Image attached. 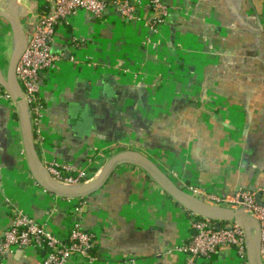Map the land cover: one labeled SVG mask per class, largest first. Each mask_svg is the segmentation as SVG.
<instances>
[{"label": "crops", "instance_id": "obj_1", "mask_svg": "<svg viewBox=\"0 0 264 264\" xmlns=\"http://www.w3.org/2000/svg\"><path fill=\"white\" fill-rule=\"evenodd\" d=\"M26 1L14 0L11 12L23 14L30 35L54 0ZM160 1L170 15L159 34L144 26L155 16L148 0H141L138 22L125 21L113 7L102 18L80 12L60 29L53 52L81 63L64 62L42 76L45 140L37 149L43 163L81 168L99 152L109 159L135 150L224 197L264 187V0ZM71 31L88 46L74 48ZM15 42L0 19L1 58L11 56ZM16 113L0 101V243L14 203L53 233L73 223L95 233L98 255L107 259L100 264H187L174 249L191 240V214L143 170L118 168L78 215V200L47 193L32 177ZM39 259L28 250L18 259L0 256V264ZM197 264L244 263L223 248Z\"/></svg>", "mask_w": 264, "mask_h": 264}, {"label": "built area", "instance_id": "obj_2", "mask_svg": "<svg viewBox=\"0 0 264 264\" xmlns=\"http://www.w3.org/2000/svg\"><path fill=\"white\" fill-rule=\"evenodd\" d=\"M155 12L150 22H144L145 27L153 34H159L160 28L167 21L170 9L160 0H148ZM141 0H54L53 7L42 11L34 24V30L28 38L27 49L17 67V79L28 105L32 126L35 132V143H44L42 122L46 113L45 102L41 97L42 76L46 72L56 71L64 62L80 64L74 56H68L64 51L53 52V43L60 29L71 25V21L80 12H86L94 18H102L109 8H116L125 21H141L138 9ZM67 29H65L66 31ZM66 35L74 48L88 46L85 38L74 32ZM0 101L12 104L6 91L0 86ZM108 151V150H107ZM104 153V154H103ZM106 151L92 156L81 168H75L59 160L45 164L49 174L57 182L76 186L92 181L104 166ZM103 154V155H102ZM98 159L97 165L94 162ZM97 168H95V167ZM95 168V169H94ZM168 175L186 192L199 200L224 208L246 209L254 213L262 229L261 255L264 263V187L254 191L240 189L230 197H224L217 191L191 185L182 180L174 171ZM75 212L82 215L84 200H78ZM10 204L13 222L4 233L0 243V256L14 254L16 250L23 253L34 250L39 253L37 264H100L107 262L106 258L94 255L97 248L95 233L84 231L79 224L61 234L50 231L48 223H40L26 213L20 206ZM51 215L47 216L50 217ZM191 229L193 236L188 243L176 247L174 251L187 256V264H197L200 260H211L223 248H230L244 264H248V236L237 224H218L191 214ZM170 254V253H168Z\"/></svg>", "mask_w": 264, "mask_h": 264}, {"label": "water", "instance_id": "obj_3", "mask_svg": "<svg viewBox=\"0 0 264 264\" xmlns=\"http://www.w3.org/2000/svg\"><path fill=\"white\" fill-rule=\"evenodd\" d=\"M13 1L7 2L6 8H0V19L8 23L16 41L6 69H4L0 57V86L6 91L16 108L25 158L36 183L44 191L58 198L84 200L100 192L118 168L137 167L190 214L219 224H237L243 228L249 240L248 264H264L261 255L262 229L254 213L246 209L218 207L197 199L181 188L166 171L146 154L135 150H126L112 155L92 181L80 185L67 186L53 179L39 155L28 105L17 79V67L27 49L29 35L21 21L23 14H20L18 19L8 7L13 4ZM249 190L254 191L255 188L250 187ZM15 254L18 259L23 252L16 250Z\"/></svg>", "mask_w": 264, "mask_h": 264}, {"label": "rangeland", "instance_id": "obj_4", "mask_svg": "<svg viewBox=\"0 0 264 264\" xmlns=\"http://www.w3.org/2000/svg\"><path fill=\"white\" fill-rule=\"evenodd\" d=\"M7 2L10 3L11 0H0V7L2 6L1 8H5ZM24 3H28V2H27L26 0H24ZM16 16H17L18 19L20 18L18 14H17ZM0 55H1V53H0ZM3 55H4V56H3V58H1V60H2V64L4 63V65H3V66L5 67L4 69H6L10 57H8V56H9V53H8V52L5 53V54H3ZM3 105H4V104H3ZM4 106H5V105H4ZM109 153H110V152H109ZM109 153H108V154H109ZM103 154H104V153H103ZM103 154H102V155H103ZM104 159H105V161H103V163H102L103 165H104V164L107 162V160H108L107 157H106V154L104 155ZM94 162H96L95 165H97L98 159L96 158V160H95ZM97 166H98V165H97ZM94 167H95V166H94ZM95 168H96V167H95ZM95 168H94V169H95ZM96 169H97V168H96Z\"/></svg>", "mask_w": 264, "mask_h": 264}, {"label": "bare ground", "instance_id": "obj_5", "mask_svg": "<svg viewBox=\"0 0 264 264\" xmlns=\"http://www.w3.org/2000/svg\"><path fill=\"white\" fill-rule=\"evenodd\" d=\"M15 5H17V3L11 4L10 6H8V7H9V9H10V11H12V12H13V10H16V7H15ZM14 14H15V13H14Z\"/></svg>", "mask_w": 264, "mask_h": 264}, {"label": "trees", "instance_id": "obj_6", "mask_svg": "<svg viewBox=\"0 0 264 264\" xmlns=\"http://www.w3.org/2000/svg\"><path fill=\"white\" fill-rule=\"evenodd\" d=\"M16 119L18 120V116H17V113H16ZM189 184H191V185H193L192 183H189ZM219 224V223H218ZM192 236H193V234H192ZM192 238V237H191ZM94 255H96V256H99L98 255V252H97V248L94 250V253H93Z\"/></svg>", "mask_w": 264, "mask_h": 264}]
</instances>
